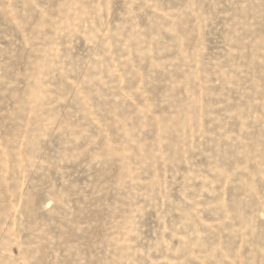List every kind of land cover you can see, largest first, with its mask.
<instances>
[{"label": "rangeland", "instance_id": "obj_1", "mask_svg": "<svg viewBox=\"0 0 264 264\" xmlns=\"http://www.w3.org/2000/svg\"><path fill=\"white\" fill-rule=\"evenodd\" d=\"M0 264H264V0H0Z\"/></svg>", "mask_w": 264, "mask_h": 264}]
</instances>
